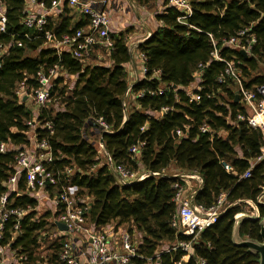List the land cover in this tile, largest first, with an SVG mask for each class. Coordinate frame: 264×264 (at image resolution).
Listing matches in <instances>:
<instances>
[{"label":"trees","instance_id":"1","mask_svg":"<svg viewBox=\"0 0 264 264\" xmlns=\"http://www.w3.org/2000/svg\"><path fill=\"white\" fill-rule=\"evenodd\" d=\"M1 1L6 6L7 31L0 33V45L9 44L13 38L19 39L21 45H11L0 66V143L10 141L18 146L29 143L27 122L32 118V104L27 99L19 102L15 88L22 81L36 86L37 71L58 65L77 79L72 88L62 84V78L54 79L51 96L55 95L63 110L47 106L39 112L38 124L50 122L51 129L37 127L36 138L45 137L52 148L51 169L74 168L69 184L76 187L79 195L91 198L87 218L96 229L108 224H132L140 231L143 258L135 259L136 264H201L200 261L202 264H259L258 252L233 240V227L236 215L242 212V205L237 202L255 201L258 217L241 219L236 236L239 240L263 241L260 220L264 217V205L256 197L264 181V163H257L249 178H239L264 144L261 132L236 118L239 113L246 115V111L234 101V82L217 80L224 71L223 62L210 61L202 69L200 89L193 91L197 100L191 99L183 88L193 81L198 64L210 60L212 39L222 57L238 63L245 88L254 90L264 84V76L256 72L259 64L264 63V0H188L192 12L185 23L177 21L180 13L172 6L157 14L156 19L162 24L137 48L146 58V76L153 77L157 70L160 76L134 84L132 92L165 84L173 85L175 90L153 96L145 92L142 97H132L138 106L129 110L124 104L128 83L123 67L131 60L126 45L128 29L111 34L109 66L103 62L83 63L69 53L57 55L44 47L41 39L22 38L24 1ZM53 1L58 0H39L46 8H51ZM56 19L49 18L50 28L58 35L82 26L72 22L67 3ZM243 27H249L255 38L247 56L222 46L224 39ZM162 107H169V111L159 118L148 113ZM95 117H101L111 133L97 132V126L92 123ZM203 124L208 127L207 133L199 131ZM178 129L186 136H177ZM222 132L224 136L218 135ZM99 141L114 165L139 172L143 169L148 176L129 185L119 184L115 172L104 161L99 164ZM141 142L144 145L136 158L130 148ZM15 154V151L0 152V197L7 192ZM170 165L200 175L202 185L193 196L194 203L208 208L221 193L226 194L229 203L236 202L192 240L190 252L181 248L158 250L163 243L190 240L170 225L176 209L172 201L173 184H183L177 176L161 175ZM58 190L56 186L46 187L51 195ZM7 205L30 210L23 215L17 229H14L15 218L8 219L0 244H8L21 258L20 264L44 261L64 264L59 259L64 238L48 237L56 229L49 222L51 212L37 214V200L28 195L24 174L17 192L9 194ZM45 249L51 250L47 258L41 255Z\"/></svg>","mask_w":264,"mask_h":264},{"label":"built area","instance_id":"2","mask_svg":"<svg viewBox=\"0 0 264 264\" xmlns=\"http://www.w3.org/2000/svg\"><path fill=\"white\" fill-rule=\"evenodd\" d=\"M21 23L25 31L20 34L22 38L29 41L41 39L43 45L56 52L69 53L73 58L82 61L83 63L91 60L92 54L96 49H103L108 54L113 47V41L110 35V18L109 9L117 0H67L69 6L77 7L79 13L87 18L85 27H79L70 33L58 35L56 30L50 28L51 11L61 7L60 1H53L51 8H46L39 0H23ZM167 6H172L180 13L177 17L179 23H185L191 15L192 9L188 0H164ZM53 14V13H52ZM6 6L0 0V33H6ZM148 33L143 39L150 37ZM142 39V40H143ZM213 48L210 52V60L205 64H198L197 69L193 72V77H199L201 82L202 69L208 65L210 61H221L224 63V71L218 77V82L223 83L227 79L234 82L235 95L238 97V103L246 110L251 111V115H236L239 120H244L246 123L260 130L262 140L264 142V84L258 85L255 89H247L244 86L240 75L238 63L233 59H225L220 54V49L216 47L215 41L212 39ZM255 41L253 34L249 32V27L240 28L235 34L222 42L223 47L236 50H244L247 55L252 43ZM11 45L20 46L19 39H12L7 45H0V66L3 57L8 53V48ZM131 60L134 61L136 70L133 74V79L128 83L124 99L131 95L134 97H142L145 92L150 95H161L168 89L175 90L173 85L165 84L156 88L147 87L137 92H132V86L143 80H150L153 77L156 79L160 76V71L157 70L153 77H147V67L145 65L146 58L138 48L132 49ZM130 60V61H131ZM60 73V74H59ZM64 74L71 76L61 70L58 65L47 69L37 71L35 80L37 85L32 87L24 81L20 82L15 88V95L20 101L27 99L32 104V118L27 124L30 130L27 135L33 134V140L27 145L18 146L10 141L0 143V152L15 151V164L12 175L7 180V192L0 197V240L2 239V231L5 223L13 216L15 218L14 229L19 226V221L30 209H20L9 207L7 205L8 196L11 192H17L18 182L24 174V182L28 195L37 200L35 210L38 212L39 200L35 196L40 192L47 195V186H56L59 190L56 192L54 199V210L51 211L52 222L56 229L53 233L48 234L49 238L63 237V244L59 254V259L64 264H136L135 259H142L140 254V245L142 244V234L132 224L106 225L102 229H96L94 224L89 222L87 213L90 209L91 198L84 197L77 193L74 185L69 184L70 176L75 172L72 167H65L63 170L54 171L51 165L54 162L52 148L48 140L44 137L38 140L36 138V129L40 128L51 129L50 122L39 125L37 118L39 112L48 106L51 101V88L53 81L56 78H64ZM75 83V82H74ZM68 86L72 88L74 86ZM197 86L196 90L200 89ZM191 99L197 100L198 96L193 93ZM169 111V107H162L158 111H148V113L159 118ZM92 123L97 126V132L111 133L108 124L101 118L95 117ZM199 131L202 133L208 132V127L203 124ZM177 136H186L185 132L176 130ZM224 133L218 135L224 136ZM143 142L133 145L130 151L136 158L139 157L140 147ZM98 150L102 152L104 162L117 175L118 183L121 185H129L133 181L144 179L148 176L146 172L130 170L122 165H114L110 155L105 151L102 141L98 142ZM98 151V152H99ZM249 167L239 175V178H249L252 174V169L259 163H264V144L260 147L259 154L250 159ZM228 167V166H227ZM161 175L170 176L163 172ZM171 176L179 177L184 183H174V196L172 201L175 203V213L171 219V227L185 236H189V241H173L167 244L165 248L175 250L181 248L184 251L190 252L191 242L196 239L198 234L216 222L217 218L225 209L234 203H229L226 200V194L221 193L217 197L215 203L205 208L202 205L196 204L193 201L194 194L201 188L202 179L196 172L193 173H175ZM185 178H196L198 187L188 195V184L185 183ZM186 184V185H185ZM259 194L256 201L264 205V181L260 185ZM242 205V212L245 215L258 217V210L255 201L246 200L237 202ZM39 214V213H38ZM263 218V217H262ZM60 222L66 226L65 230H59L56 223ZM45 235V234H44ZM20 257L14 250H11L8 244H0V264H20ZM202 264L203 261H200Z\"/></svg>","mask_w":264,"mask_h":264},{"label":"rangeland","instance_id":"3","mask_svg":"<svg viewBox=\"0 0 264 264\" xmlns=\"http://www.w3.org/2000/svg\"><path fill=\"white\" fill-rule=\"evenodd\" d=\"M164 0H148L147 3L140 2L139 0H117V2L110 7L109 11V18H110V35L116 33L117 31H124L126 29L129 30V33L126 35V43H130L129 46L132 45V41H136L137 39H143L148 33H152V31L158 26L156 15L161 13L163 8ZM67 7L69 9V15H71L73 21L76 22V18H81L79 16V10L77 7L69 6L67 3ZM58 11L53 10V14L51 13L52 20L55 21V17L58 15L56 14ZM76 16V17H75ZM85 20V18H83ZM86 21V20H85ZM132 47V46H131ZM33 55L35 53L33 52ZM91 63L95 62H108V53L103 49H96V52L92 55ZM261 75L264 76V63H260L258 66L257 71ZM60 74V73H59ZM74 78H71L67 74H64L62 84H67L68 86H72L74 83ZM199 84V77L194 76L193 81L183 90L189 94L190 96L193 95V91ZM56 94V93H55ZM133 98L127 97L124 99V104L127 110L131 109ZM59 101L57 98L52 97L51 101L48 103V106H52L54 109L57 110L59 105ZM246 111V110H245ZM247 115H251V111H246ZM99 151V150H98ZM99 164L104 161V157L102 152H98ZM139 172V171H138ZM144 172L143 169H140V172ZM165 173L171 175L175 173H186L183 171L178 170L174 165H170L165 171ZM185 183L188 184V195L198 187V180L196 178H185ZM184 183V182H183ZM186 185V184H185ZM39 199V205L37 214H41L44 212H51L54 208V199L55 194H47L40 192L39 194L35 195ZM243 208V207H242ZM52 213V212H51ZM167 244L163 243L158 247V250H161L166 247ZM49 250H43L41 255L47 258V254L50 253ZM39 264H47L46 261L40 262ZM148 264H155L148 262Z\"/></svg>","mask_w":264,"mask_h":264},{"label":"crops","instance_id":"4","mask_svg":"<svg viewBox=\"0 0 264 264\" xmlns=\"http://www.w3.org/2000/svg\"><path fill=\"white\" fill-rule=\"evenodd\" d=\"M60 1V5H61V7L59 8V9H55L56 11H58V13H56V14H58V15H60V13H61V11H62V8H63V5H64V3H67L66 1L67 0H59ZM163 8H164V6H163ZM165 9V8H164ZM70 12V11H69ZM162 12H164V10L162 11ZM161 12V13H162ZM51 13H53L52 11H51ZM57 15V16H58ZM79 16L81 17L80 19L79 18H76V22L75 21H73V19H72V22H74V23H80L82 26L81 27H85L86 26V24H87V19H86V17L84 16V15H82V14H80L79 13ZM76 17V16H75ZM56 18V17H55ZM83 18H85V20L83 19ZM53 19V18H52ZM55 20H57V19H55ZM84 22H85V24H84ZM157 24H158V26H160L162 23L158 20L157 21ZM111 31V30H110ZM122 31V30H121ZM119 31H117L116 33H118ZM116 33H114V34H116ZM142 40L141 39H137L135 42L134 41H132V47L131 46H129V44L130 43H126V45H127V47L129 48V52H130V55H131V52H132V49L134 50V49H136L137 48V46H138V44L141 42ZM93 55V54H92ZM92 57V56H91ZM111 64V62L108 60V62H106V63H104V65H106V66H109ZM123 67H124V69H125V71H126V73H127V83H129V82H131L132 81V79H133V74H135V70H136V66H135V63H134V61L133 60H131V61H129V62H127V63H125V64H123ZM71 78H74L73 80V82H75L76 81V79H77V76L76 75H71L70 76ZM133 82V81H132ZM197 88V87H196ZM196 90V89H195ZM129 97H132L131 95H129ZM127 98V97H126ZM131 106H138L137 105V103H136V101L133 99V101H132V105ZM57 110H63V106L62 105H60V107H58L57 108ZM224 135V134H223ZM28 137H29V140H30V142H32V140H33V134H28ZM99 147V146H98ZM237 151L240 153V151L237 149ZM39 200V199H38ZM108 225H110V224H108ZM106 226V225H105ZM104 226V227H105Z\"/></svg>","mask_w":264,"mask_h":264},{"label":"water","instance_id":"5","mask_svg":"<svg viewBox=\"0 0 264 264\" xmlns=\"http://www.w3.org/2000/svg\"><path fill=\"white\" fill-rule=\"evenodd\" d=\"M239 52L241 54H243L244 56H247V53L244 51V50H239ZM235 102L238 101V97L237 95H235V99H234ZM135 182V181H133ZM132 182V183H133ZM131 183V184H132ZM243 218H251V219H256L257 217H252V216H249V215H245L243 213H238L235 217V223H234V227H233V240L241 245H245L247 246L249 249L255 251V252H258L260 254V260H259V264H264V229H263V226H264V217L261 218L260 220V225L262 227V237H263V241L262 242H255V241H251V240H239L236 236V229H237V226H238V223L241 219ZM57 225V228L59 230H65L66 229V226L63 224V223H60V222H57L56 223Z\"/></svg>","mask_w":264,"mask_h":264}]
</instances>
